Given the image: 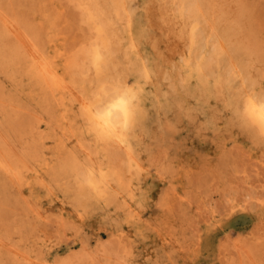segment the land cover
<instances>
[{
  "label": "rangeland",
  "instance_id": "374dc122",
  "mask_svg": "<svg viewBox=\"0 0 264 264\" xmlns=\"http://www.w3.org/2000/svg\"><path fill=\"white\" fill-rule=\"evenodd\" d=\"M99 1L112 11L111 0ZM126 1L131 18L112 19L102 75L138 91L131 155L113 142L81 135L78 118L65 131L33 129L40 117L50 120L49 103L26 71L25 51L5 30L16 27L74 77L81 99L92 95L95 74L87 60L82 76L65 64L97 39L71 0H0V128L19 152L28 151L24 181L30 184L22 185L20 195L0 174V241L7 245L0 247V264H264V137L237 122L229 108L247 91L264 97V0H217L222 17L236 22L242 40H249L256 61L251 75L245 74L253 85L246 87L235 73L228 88L216 83L217 66L201 84L187 81L183 70L177 73L181 55L174 54L176 64L163 62L174 48L184 46L189 55L187 40L185 46L174 36L178 25L169 14L162 28L156 2ZM142 62L154 76L169 73V83L140 81ZM69 158L108 175L105 201L81 191L65 168ZM247 253L255 263L245 259Z\"/></svg>",
  "mask_w": 264,
  "mask_h": 264
},
{
  "label": "bare ground",
  "instance_id": "6f19581e",
  "mask_svg": "<svg viewBox=\"0 0 264 264\" xmlns=\"http://www.w3.org/2000/svg\"><path fill=\"white\" fill-rule=\"evenodd\" d=\"M71 1L81 10L84 22H86L97 40L90 45L91 48L86 52L81 50L82 54L67 60L65 66L69 69L72 67L77 68L78 75L82 76V72L84 73L82 71V63L84 60L88 61L95 74V89L90 97L85 96L84 99L78 97L75 83H73L74 77L68 72H64L63 68L59 67L54 59L49 58L48 55L28 44L23 34L16 27L8 26V29L5 30L15 37L18 45L25 51L26 57L29 59L28 65L25 66L26 71L29 77L34 79L35 85H38L41 90L39 94L49 103L46 107L50 120L40 117L33 129L39 131L41 125H43L44 129L50 128L53 132L65 131L67 126L72 128L75 125L76 118H78L81 120V124L83 123V128L80 131L81 135L94 137L96 142H113L119 148H124L128 155H131L130 138L128 136L138 121L139 111L136 93L138 91L128 86L125 81L116 80L110 82L102 75L110 54L111 34L109 29L113 25L112 19L115 17L119 18L123 14L129 23L131 18L130 5L126 0H111L112 11L107 13L99 0ZM148 2H156L159 5L157 16L162 28L167 26L166 16L170 14L174 24L178 25L174 36L182 39L180 43L183 45L185 44L182 41L187 40L186 49L189 55H184V52L186 53L184 46L179 49L174 48L173 51L171 49L172 46H170V49L167 50L172 52H169L170 55L164 56V60L162 58L163 62L171 64L174 54L181 55L177 56L179 58L182 57L181 64L176 67L173 66L176 68L177 73L182 70L186 72L184 75H186L185 79L187 81L200 82L202 84L206 81L205 78L211 76L212 68L217 66L219 68V74L216 78L217 84H223L224 87L228 88L234 80V74L237 73L238 77L242 79V84L246 85V87L253 85L254 81L251 80V77L245 76V74L249 75L248 73L251 75L250 70L253 69L252 65H254L255 61V59L253 61L251 55L254 52H248L250 50H247L252 45H250L249 40H242L243 35L236 22L222 17L217 0H148ZM200 24L204 27L199 30L196 26ZM130 28V25H128V29ZM167 29L170 28L167 27ZM157 31L159 32L160 29ZM168 37H170V33ZM131 39L134 38L131 37ZM165 39L167 41V38ZM135 47L136 43L132 40L131 49L134 52ZM158 52H155L157 57H162L163 55H160L162 50ZM0 61L2 62V59ZM173 63L176 64L175 62ZM79 68L81 69L79 70ZM254 68L257 67L254 66ZM154 71L145 62H142L138 79L153 87L166 82L169 83L167 78H170L169 73L164 76L159 71L157 76H154ZM91 86L93 89L94 84ZM134 86L136 87V85ZM238 96L236 100L229 103V108L232 110L235 120L245 126H251L261 137H264V97L248 91ZM58 111L61 114L58 117H54L53 112L56 114ZM31 133L33 132L31 131ZM71 133L73 137L77 135V133ZM39 140L44 142L43 137H40ZM29 143L26 141L25 145L29 146ZM19 151L12 142L5 138L0 128V174L10 181L12 187L17 189L20 194L23 189L22 185L29 186L30 184L24 181L25 173L29 171L26 170V164L29 159L28 151ZM80 163L75 158H69L65 163V168L70 169L72 174L76 176V183L81 191L89 192L87 194L89 198H93L95 201H105L109 183L108 175L93 166L84 168ZM48 165H45L46 168ZM79 170H82V174L78 173ZM36 177H39L40 184L43 183L41 174L36 173ZM0 247L6 248L7 245H3L0 241ZM10 250L13 255L18 256L19 251L17 249L11 248ZM246 255L248 257H245V259L249 258L255 263L252 253H247ZM243 257L240 259H244Z\"/></svg>",
  "mask_w": 264,
  "mask_h": 264
},
{
  "label": "snow or ice",
  "instance_id": "6c2138e0",
  "mask_svg": "<svg viewBox=\"0 0 264 264\" xmlns=\"http://www.w3.org/2000/svg\"><path fill=\"white\" fill-rule=\"evenodd\" d=\"M117 107H119V105H117Z\"/></svg>",
  "mask_w": 264,
  "mask_h": 264
}]
</instances>
